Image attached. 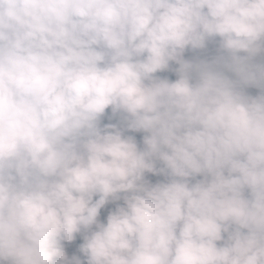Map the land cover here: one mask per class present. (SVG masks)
I'll use <instances>...</instances> for the list:
<instances>
[{"label":"clouds","instance_id":"9594fccd","mask_svg":"<svg viewBox=\"0 0 264 264\" xmlns=\"http://www.w3.org/2000/svg\"><path fill=\"white\" fill-rule=\"evenodd\" d=\"M0 264H264V0H0Z\"/></svg>","mask_w":264,"mask_h":264},{"label":"trees","instance_id":"16d2710c","mask_svg":"<svg viewBox=\"0 0 264 264\" xmlns=\"http://www.w3.org/2000/svg\"><path fill=\"white\" fill-rule=\"evenodd\" d=\"M192 54L191 53H186V57H190ZM250 91H252L253 92V94H255V90H250ZM137 135V138H139V136L141 135V134H136ZM149 178L151 179V180H153V182L156 180V179H162L161 177H151V176H149Z\"/></svg>","mask_w":264,"mask_h":264}]
</instances>
